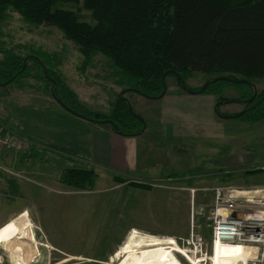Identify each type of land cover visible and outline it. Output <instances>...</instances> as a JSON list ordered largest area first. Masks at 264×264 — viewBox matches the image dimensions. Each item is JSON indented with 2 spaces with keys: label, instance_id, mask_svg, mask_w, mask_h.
<instances>
[{
  "label": "rangeland",
  "instance_id": "obj_1",
  "mask_svg": "<svg viewBox=\"0 0 264 264\" xmlns=\"http://www.w3.org/2000/svg\"><path fill=\"white\" fill-rule=\"evenodd\" d=\"M54 7L76 11L80 20L94 23L80 3L57 1ZM4 50L22 58V66L30 55L45 60L54 73L51 77L65 83L86 111L109 116L118 98L126 99L144 120L145 137H152L149 170L159 173L154 180L136 183L92 163L84 149L92 147V127L97 124L60 108L50 95L49 82L32 76L36 67L27 59L25 76L0 85V129L22 137L21 144L26 145L21 152L0 148V223L13 215L8 220L11 223L27 211L35 236L21 239L31 255L28 264H118L124 257L118 254L119 247L132 228L174 237L182 264H193L197 258L211 264L214 244L207 220L211 188H264V167L258 168L264 164V118L250 122L244 117L222 118L214 112L219 97L228 101L218 107L222 114L234 115L244 109L233 101L242 98L241 85L216 84L219 94L188 93L173 76H167V90L161 98L133 91L120 97L128 87L106 57L97 54L86 60L57 28L28 24L12 10L0 20V60ZM208 78L195 72L184 84L194 89ZM251 83L257 95L264 90V79ZM161 116L186 122L193 117V123L187 124L193 135L178 128L172 145L165 132L156 129ZM153 142L159 143V152ZM168 146L173 155L166 151ZM69 169L92 171V183L82 188L65 184L62 178ZM199 236L204 242L200 251L193 247ZM0 264H15L1 245ZM247 264L260 263L252 258Z\"/></svg>",
  "mask_w": 264,
  "mask_h": 264
},
{
  "label": "trees",
  "instance_id": "obj_2",
  "mask_svg": "<svg viewBox=\"0 0 264 264\" xmlns=\"http://www.w3.org/2000/svg\"><path fill=\"white\" fill-rule=\"evenodd\" d=\"M57 1L80 3L94 23L80 20L76 11L53 8ZM8 10L28 24L57 28L86 60L97 54L106 57L124 77L127 91L138 94L158 95L167 76L180 85L195 72L209 78L264 79V0H0V20ZM1 52L0 82L11 83L29 72L28 65L22 69V58L12 51ZM27 59L36 67L32 76L51 85L49 78L54 73L48 63L42 60L45 74L34 57ZM54 81L50 95L54 100L58 97L64 105L55 101L67 111L71 108L94 119H110L124 134H137L142 127L125 100L118 98L117 108L103 116L84 110L65 83L55 77ZM219 83L241 85L243 99L253 93L250 84L227 80L210 82L205 92L219 94ZM232 117L250 122L264 118V90L243 113ZM108 125L115 130L114 125ZM92 180V171L84 169H69L62 178L65 184L78 188Z\"/></svg>",
  "mask_w": 264,
  "mask_h": 264
},
{
  "label": "built area",
  "instance_id": "obj_3",
  "mask_svg": "<svg viewBox=\"0 0 264 264\" xmlns=\"http://www.w3.org/2000/svg\"><path fill=\"white\" fill-rule=\"evenodd\" d=\"M22 142V137L0 129V148L25 151L26 145ZM211 191L213 198L207 211L211 241L254 246L256 256L253 260L258 259L260 264H264V188L242 190L228 185H216ZM193 193L194 189H191L192 198ZM190 215L193 219V210ZM203 243V238L199 236L193 247L200 251Z\"/></svg>",
  "mask_w": 264,
  "mask_h": 264
},
{
  "label": "bare ground",
  "instance_id": "obj_4",
  "mask_svg": "<svg viewBox=\"0 0 264 264\" xmlns=\"http://www.w3.org/2000/svg\"><path fill=\"white\" fill-rule=\"evenodd\" d=\"M28 218L27 211L23 210L14 221L0 226V245L10 252V258L15 264H28L31 258L26 245L21 241L24 235L35 237ZM211 243L214 244L211 264H247L256 256L254 246L217 240ZM175 250H180V247L174 237H160L132 228L119 247L118 254L124 257L118 264H182ZM192 253V256H195L194 252ZM192 261L193 264H203L199 258Z\"/></svg>",
  "mask_w": 264,
  "mask_h": 264
},
{
  "label": "crops",
  "instance_id": "obj_5",
  "mask_svg": "<svg viewBox=\"0 0 264 264\" xmlns=\"http://www.w3.org/2000/svg\"><path fill=\"white\" fill-rule=\"evenodd\" d=\"M60 108L63 107L61 106ZM165 108L166 107H164V113L166 114L168 110ZM188 118L189 120L187 122L182 119H173L174 121H172V118L169 116H161L158 118L159 121L156 129H158V131L160 130L162 134L164 131V136L168 137L170 143L174 145L175 141L177 140L176 132L178 128H183L186 131V133H183L189 137L193 135V132H188L187 124H192L194 118ZM94 124L97 125H93L92 127V147H87L84 149V154L91 157L92 163H94L95 165L101 164L103 169L105 167L109 168V172L113 175L123 176L126 178L128 177L131 179L129 180L131 182L145 183L146 181L154 180V178H157L156 175H159V173L157 171L149 170V166L151 165L149 154L151 151L148 149V146L151 145L152 137H145L144 135L147 130V126L145 127L143 132L132 136L120 135L110 126H102L99 123ZM183 133H181L178 137H181ZM194 133L196 134L197 132ZM154 144L156 145V149H154L155 152H159V149L161 148L159 146V143L155 142ZM162 145L167 146L164 143H162ZM168 149L169 150L166 151L172 154V148L168 146ZM262 167H264V164L259 166L258 168ZM153 174H155L156 177H152L154 176ZM129 181H126L122 184H126ZM189 199L191 200V195H189ZM12 218L13 215L9 216L6 220L0 223V226H2Z\"/></svg>",
  "mask_w": 264,
  "mask_h": 264
},
{
  "label": "water",
  "instance_id": "obj_6",
  "mask_svg": "<svg viewBox=\"0 0 264 264\" xmlns=\"http://www.w3.org/2000/svg\"><path fill=\"white\" fill-rule=\"evenodd\" d=\"M30 56L34 57V58L39 62V64L41 65V67H42V69H43V71H44V73L46 74V70H45V67H44L43 62H42V61H41L36 55H30ZM27 58H28V57H27ZM27 58L24 59V63H23L22 69H24L25 61L27 60ZM162 78L164 79V75L162 76ZM49 79H50V81H51L50 91H51V93L53 94V88H54V86H55V81H54L52 78H49ZM218 80H227V81H232V82H236V81H239V82H245V83H248V84H250V85L252 86V88H253V93H252L251 97H249V98H247V99H243V100L233 99L234 102H238V103L243 102L244 104H247V103L251 102V100H252V99L254 98V96L256 95V88H255V85H254L253 83H251V82H249V81H247V80H244V79H242V80H235V79H232V78L227 77V76H215V77H211V78H209V79L204 83V85H202V87H200V89L197 90L196 92L193 91L192 89L188 88V87L184 84L183 81H181L180 84H181V88H182L183 90H185L186 92H188V93H201V92L204 91V89H205L206 86L209 84V82H216V81H218ZM7 82H8V81L0 82V85H5V84H7ZM128 89H129V88H127V89L121 91V92L119 93V96L121 97V94H122L123 92L127 91ZM165 91H166V85L164 84V88H163L162 92H161L159 95H157V96H149V95L142 94V93H141L140 95H142V96H144V97H148V98H161V97L165 94ZM55 100L58 101V102H60V100H59L58 97H55ZM124 100L127 102L128 109L134 114V116H135V117L141 122V124H142V127L140 128V130H139V132H138L137 134L143 132L144 129H145V123H144V120L142 119V117H140L139 115H137L136 113H134V111L131 109L130 103H129L126 99H124ZM225 102H228V101H225ZM60 103H61V105H64L62 102H60ZM222 103H224V101H217V102L214 104V112H215L218 116H220V117H223V116H222V114L218 111V106L221 105ZM66 107H67V106H66ZM67 108H68V107H67ZM68 111L71 112V113H73V114H75L76 116H79V117L82 118V119L90 120V121H93L94 123H99V124L108 123V124L114 125V122H113L112 120H110V119H102V120H100V119H94V118H91V117L85 116V115H83V114H81V113H78V112L74 111V110L71 109V108H68ZM241 113H243V110L240 111V112H238V114H241ZM227 117H232V115H227V116L224 117V118H227ZM114 127H115V131H116L118 134H120V135H132V136H133V135H136L135 133L124 134V133H122V132L118 129V127H117L116 125H114Z\"/></svg>",
  "mask_w": 264,
  "mask_h": 264
},
{
  "label": "flooded vegetation",
  "instance_id": "obj_7",
  "mask_svg": "<svg viewBox=\"0 0 264 264\" xmlns=\"http://www.w3.org/2000/svg\"><path fill=\"white\" fill-rule=\"evenodd\" d=\"M209 84H210V82H209ZM209 84L206 86V88L204 89L203 92H205V90L208 88ZM203 85H204V84H203ZM200 87H202V85H201ZM200 87H196V89L194 88L195 90H194L193 88H191V89H192L193 91L196 92L197 90L200 89ZM163 88H164V86H163ZM179 88H181V84L179 85ZM188 88H189V87H188ZM181 89H182V88H181ZM166 90H167V88H166ZM182 90H183V89H182ZM161 92H162V91H161ZM203 92H201V93H203ZM165 93H166V92H165ZM159 94H160V93H159ZM159 94H158V95H159ZM155 96H157V95H155ZM239 100H243V99H239ZM219 101H224V102H225L226 100H219ZM240 103H241L243 106H246V105L249 104L250 102L247 103V104H244L243 102H240ZM220 106H221V105H219L218 107H220ZM244 109H245V107H244ZM244 109H242V110L244 111ZM242 110H241V111H242ZM221 114H222V113H221ZM222 116H223L222 118H224V117H226L227 115L222 114Z\"/></svg>",
  "mask_w": 264,
  "mask_h": 264
}]
</instances>
